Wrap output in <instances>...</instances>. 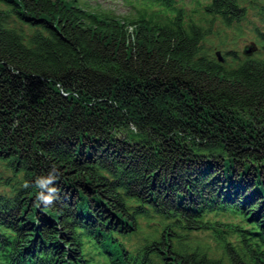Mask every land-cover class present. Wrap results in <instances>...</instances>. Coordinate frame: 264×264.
I'll return each mask as SVG.
<instances>
[{
	"label": "trees",
	"instance_id": "trees-1",
	"mask_svg": "<svg viewBox=\"0 0 264 264\" xmlns=\"http://www.w3.org/2000/svg\"><path fill=\"white\" fill-rule=\"evenodd\" d=\"M159 1L123 19L79 0H0V161L19 178L0 194V264H88L86 239L132 264L117 236L154 215L164 228L138 264H264L263 245H234L204 216L240 213L264 242V58L227 67L203 52L211 28ZM205 11L226 26L246 16L240 0ZM53 166L58 198L44 205L22 184ZM204 229L222 256L189 240Z\"/></svg>",
	"mask_w": 264,
	"mask_h": 264
},
{
	"label": "rangeland",
	"instance_id": "rangeland-1",
	"mask_svg": "<svg viewBox=\"0 0 264 264\" xmlns=\"http://www.w3.org/2000/svg\"><path fill=\"white\" fill-rule=\"evenodd\" d=\"M85 1L93 4L99 2L98 0ZM173 2L176 8H183L192 20L211 28V33L202 42L204 47L203 52L206 55L216 57V52L219 51L222 58H224L223 63L227 67H236L239 62L246 59L247 55L244 53L245 46L255 42L258 45V50L252 57L264 58V43L259 33L260 31L264 32V0H240L241 6L246 8V16L240 21H234L231 26H226L220 18L214 19L206 13L204 7L210 0H173ZM105 8L111 9L112 6H105ZM125 10H122L121 13L125 14ZM168 14L171 13L168 12ZM17 25L19 26L20 24L17 23ZM8 178H11V180L8 181ZM18 179L5 163L0 161V194H10ZM218 217L226 222L240 223L243 220L241 216L230 212L206 214V219L213 221L219 220ZM138 219L140 228L137 232L126 237L117 236L130 253V256H132V264H138L136 260L140 259L143 247L151 241L152 236L157 237L161 233L164 228L163 222L165 221L157 215L151 218L139 217ZM166 222H169V220H166ZM227 236L229 239L239 237L234 231H230ZM189 240L200 244L205 249H211L217 256L223 255L222 250L216 245L214 235L208 229L191 232ZM85 251L87 257L93 261V264H110L108 257L98 248L93 240H86Z\"/></svg>",
	"mask_w": 264,
	"mask_h": 264
},
{
	"label": "clouds",
	"instance_id": "clouds-1",
	"mask_svg": "<svg viewBox=\"0 0 264 264\" xmlns=\"http://www.w3.org/2000/svg\"><path fill=\"white\" fill-rule=\"evenodd\" d=\"M58 87H60L58 85ZM60 91L64 95H69L68 92H66L62 87L60 88ZM132 131H135L134 128L131 129ZM58 169L53 166L49 169L48 175L43 177H38L34 184L30 183L28 181H24L22 184V187L24 189H28L30 187H36L39 189V193L37 196V199L44 205H51L54 203V201L58 198V189L54 187L56 177L58 175Z\"/></svg>",
	"mask_w": 264,
	"mask_h": 264
},
{
	"label": "water",
	"instance_id": "water-1",
	"mask_svg": "<svg viewBox=\"0 0 264 264\" xmlns=\"http://www.w3.org/2000/svg\"><path fill=\"white\" fill-rule=\"evenodd\" d=\"M256 49H257L256 45L253 44L252 46L247 47V48L245 49V53L248 54V55H250V54H252ZM217 55L219 56V59H220V60H223L222 57H220V52H217Z\"/></svg>",
	"mask_w": 264,
	"mask_h": 264
}]
</instances>
